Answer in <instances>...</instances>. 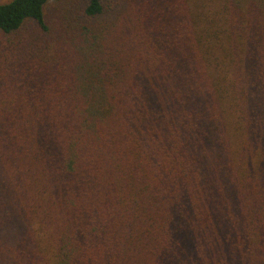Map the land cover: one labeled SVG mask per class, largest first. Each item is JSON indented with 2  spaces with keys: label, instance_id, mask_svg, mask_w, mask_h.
<instances>
[{
  "label": "trees",
  "instance_id": "1",
  "mask_svg": "<svg viewBox=\"0 0 264 264\" xmlns=\"http://www.w3.org/2000/svg\"><path fill=\"white\" fill-rule=\"evenodd\" d=\"M53 1L0 2V264H264V0Z\"/></svg>",
  "mask_w": 264,
  "mask_h": 264
},
{
  "label": "rangeland",
  "instance_id": "2",
  "mask_svg": "<svg viewBox=\"0 0 264 264\" xmlns=\"http://www.w3.org/2000/svg\"><path fill=\"white\" fill-rule=\"evenodd\" d=\"M8 0H0L5 2ZM145 0H101L104 11L102 17L112 19L115 16H120L127 13L130 9L137 8L140 2ZM160 2V0H156ZM152 3V2H149ZM82 6L81 0H60L49 2L45 5L44 19L45 22L55 26L58 30V21L62 12H69L74 18L82 17L79 13V8ZM78 21V20H77ZM81 22V21H80ZM44 36L39 32V28L34 21L25 20L21 26L12 33L0 32V80L7 81L9 77L14 80L21 78L19 72L21 68L20 62L22 55L27 56L30 50L39 49L42 51ZM33 46L31 47V45Z\"/></svg>",
  "mask_w": 264,
  "mask_h": 264
}]
</instances>
